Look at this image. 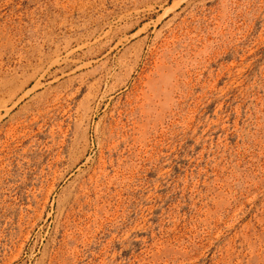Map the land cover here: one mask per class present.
<instances>
[{"label": "rangeland", "instance_id": "obj_1", "mask_svg": "<svg viewBox=\"0 0 264 264\" xmlns=\"http://www.w3.org/2000/svg\"><path fill=\"white\" fill-rule=\"evenodd\" d=\"M0 264H264V0H0Z\"/></svg>", "mask_w": 264, "mask_h": 264}]
</instances>
